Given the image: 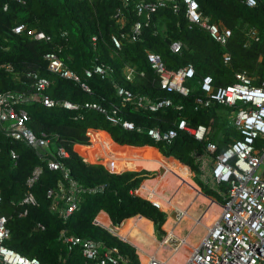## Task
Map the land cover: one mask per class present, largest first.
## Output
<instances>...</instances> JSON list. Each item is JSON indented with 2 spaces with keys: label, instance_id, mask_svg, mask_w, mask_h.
Returning a JSON list of instances; mask_svg holds the SVG:
<instances>
[{
  "label": "trees",
  "instance_id": "obj_1",
  "mask_svg": "<svg viewBox=\"0 0 264 264\" xmlns=\"http://www.w3.org/2000/svg\"><path fill=\"white\" fill-rule=\"evenodd\" d=\"M198 2L202 12L211 20L231 28L232 34L225 44L214 40L204 28L189 26L182 8L174 11L171 6H162L149 15H139L135 0L127 4L124 0H0V91L30 90L26 73L37 71L50 79L46 92L52 97L81 104L98 102L107 107L117 104L123 117L132 120L137 127H143L142 130L126 129L110 122L102 112L91 107H48L40 100L26 104L30 114L27 125L38 135L42 132L50 135L53 149L54 145L64 146L69 154L63 162L71 176L83 186L97 190L82 193L79 207L63 219L51 211L47 196V189L62 179L61 171L50 169L35 148L10 138L0 127V212L7 216L9 236L4 241L6 245L25 255L36 256L41 264H86L80 248L69 249L60 238L61 230L65 229L69 233L116 245L133 264H140L136 246L95 222L97 214L106 211L115 226H120L129 217L142 215L150 219L162 234L165 211L147 198L130 192L154 171L145 168L111 171L102 162L86 161L82 146L77 145L76 150L74 145L89 143L87 131L90 127L108 131L120 144L158 147L165 159H176L179 166L194 171L202 192L222 201V196L202 180L196 153H204L208 141L215 142L219 152L232 136L238 137L239 133L228 121L229 106L214 103L196 107L195 99L201 94L199 82L206 74L212 76L214 86L233 82V72L241 69L255 76L256 82L264 79V0H256L253 6L242 0ZM118 9L126 16L122 27L116 17ZM139 19L142 28L138 37L135 40L123 37L121 47L116 48L111 34L129 31ZM17 24H24V29L15 32L13 27ZM250 27L257 29L259 37L246 45V31ZM33 28L43 30L51 38H35L28 33ZM94 35L95 40L92 39ZM174 40L182 42L180 52L171 49ZM52 50L81 75L90 91L78 81L49 69L45 53ZM147 50L158 52L170 69L192 63L195 74L188 80L191 85L188 94L162 87L159 75L148 61ZM225 52L231 55L229 62L223 60ZM99 61L114 66L113 79L117 82L154 99L170 97L172 105L152 111L136 109L130 103L122 104L113 79L101 78L97 74L84 76V69ZM126 65L134 66L137 71L132 80L125 76ZM180 116L186 117L192 125L205 124L206 136L200 140L179 129L172 142L167 143L156 141L147 134L149 126L163 130L176 127ZM11 148L15 149L16 157L11 156ZM91 160L107 159L96 155ZM36 166H41V171L28 187L26 181ZM99 185L104 186L98 188ZM218 188L225 191L227 185L220 183ZM28 189L36 197V203L20 202ZM25 209L26 213H23ZM38 222L43 227L37 226Z\"/></svg>",
  "mask_w": 264,
  "mask_h": 264
},
{
  "label": "built area",
  "instance_id": "obj_2",
  "mask_svg": "<svg viewBox=\"0 0 264 264\" xmlns=\"http://www.w3.org/2000/svg\"><path fill=\"white\" fill-rule=\"evenodd\" d=\"M18 1L24 2L25 0ZM124 1L127 4L130 0ZM242 1L249 6L256 4V0ZM162 6H171L174 11L182 8L189 26L198 25L204 28L217 42L225 44L232 34L229 26L213 21L209 15H205L200 9L198 0H135L136 11L139 15L144 13L149 15L150 12ZM116 17L122 27L126 16L118 9ZM141 28L142 21L139 19L134 21L129 31L111 34L114 46L120 48L123 37L135 40L141 33ZM23 29L24 24H17L13 27L15 32ZM28 33L37 39L49 40L51 38L50 34L34 28L29 29ZM246 36V45L259 37L255 27L248 28ZM92 39L95 40L96 36H92ZM182 46L180 40H174L170 44L174 52H180ZM45 58L48 60V67L51 71L78 81L85 90L90 91L88 83L64 62L57 51L46 52ZM147 58L151 67L159 75L163 88L184 95L190 92L191 85L188 84V80L195 74L192 63L170 69L161 55L153 50H147ZM230 58L229 52L223 54L224 62H229ZM6 66L11 68L9 65ZM114 71L112 64L99 61L92 67L85 68L84 76L97 74L101 78L113 79ZM124 71L126 78L130 80L137 74L132 65H126ZM233 75L234 81L224 85L214 86L210 74L204 75L199 82L201 94L196 97L195 106L206 107L214 103L229 106L231 109L228 113V121L236 128L239 136H232L231 141L219 152L216 151L217 144L208 141L205 152L196 153L200 170L203 174L210 175V185L218 187L220 183H224L227 189L225 191L217 189L222 196L220 213L208 226L200 243L192 246L182 264H264V79L256 82L255 76L243 69L235 70ZM26 76L30 80V90L0 91V127L10 138L35 148L39 157L50 169L61 171L62 179L58 180L55 186L47 189V196L50 198L51 211L66 219L79 207L81 194L86 190L95 191L97 188L85 187L71 176L69 168L63 162V158L69 154L68 150L62 145H54L53 149V140L50 135L44 132L38 135L27 125L30 114L25 105L34 100H40L48 107L56 105L71 109L81 106L91 107L102 112L110 122L126 129L142 130L143 127H137L132 120L123 117L119 113L117 104L107 107L98 102L88 101L81 104L69 99L55 98L46 92L51 82L48 77L40 75L37 71H28ZM113 80L116 94L120 97L122 104L130 103L136 109L153 111L173 103L170 97L154 99L146 93L133 91L115 79ZM179 129L190 132L200 140L207 134L205 124H189L184 116L179 117L176 127L163 130L158 126H149L146 131L154 140L170 143ZM92 130L98 129L90 127L87 131L88 135ZM91 143L90 137L89 143H84V145ZM10 154L16 157L17 153L14 148H11ZM206 155L210 156L209 161L206 160ZM83 156L86 161L91 162L89 158ZM106 161L113 162V159L108 158ZM40 171L41 166H36L26 181L28 187L36 180ZM103 186L97 187L102 188ZM130 192L147 198L154 206L164 211L161 199L146 189L142 183L132 188ZM20 202L36 203L37 200L33 192L28 189ZM173 209V220L177 223L186 215V209L178 206H174ZM23 213H26V209ZM6 222L7 216L0 212V264H41L36 256L25 255L5 244L4 241L9 236ZM95 222L100 223L97 218ZM37 226L43 227V224L38 222ZM173 229V227L171 230L166 229L159 244L172 245L174 251H177L186 242V238L176 234ZM60 238L69 249L79 247L86 264H133L118 246L108 245L103 240L69 233L65 229L61 230ZM158 246L150 251L138 248L140 264H168L166 258L158 255Z\"/></svg>",
  "mask_w": 264,
  "mask_h": 264
},
{
  "label": "crops",
  "instance_id": "obj_3",
  "mask_svg": "<svg viewBox=\"0 0 264 264\" xmlns=\"http://www.w3.org/2000/svg\"><path fill=\"white\" fill-rule=\"evenodd\" d=\"M99 131L98 132H96V131H93V132H90V136L92 135V136H106V137H110L113 141H115L112 137H111V135H110V133L108 132V131H106V130H103V129H98ZM109 138V139H110ZM107 141H108V139H107ZM95 142H98V140L96 139L95 140ZM109 143H111V141L109 140L108 141ZM116 143H118L117 141H115ZM119 145H123L124 147H123V150L122 151H120V153H117V155L116 156H118V157H120V159L123 161V163H125V165L123 166L125 169H142V168H145V169H148V170H152L153 171V167H158L159 165H162L160 162H161V160H160V158H159V156L161 155L162 156V158H164V155L161 153V151L158 149V147H156V146H153V145H149V144H144V145H132V144H126V143H123V144H120V143H118ZM77 145H84V144H82V143H76L75 145H74V147L76 148V146ZM98 146H101L99 143L97 144ZM100 149H101V151L100 152H102V153H104L106 156H108V152H107V150H106V148H104V147H100ZM128 149V150H127ZM77 150V149H76ZM118 150V149H117ZM97 151V150H96ZM174 160V163H175V165H178V163H177V161H176V159H173ZM91 162H102L103 164H105V165H107V166H109V168H110V170L111 171H122V170H124V168L123 169H116L115 167H114V165H113V162H107L106 160H96V161H92L91 160ZM108 163V164H107ZM163 166V172L162 173H160V176H158L157 178H155L154 180H151V179H153V178H151V177H149V178H145L141 183L143 184V186L146 188V189H149L150 191H152L153 190V188L155 189V188H159V184L161 183L162 185V187H160L159 188V190H163V194H165V195H169V196H171L172 195V191H173V189H170V190H167V189H163V182H164V180H165V178H167V177H169V178H167V180H166V184H167V182L170 180V179H172V183H174V182H176V183H179V186H180V182L179 181H176V180H179L180 178H177L176 177V174H175V172L176 171H179L178 169H172V168H170V167H168V166H166V165H162ZM185 168V167H184ZM188 170V168H185V172ZM189 171V170H188ZM187 171V172H188ZM191 172V171H190ZM189 173V172H188ZM185 175H187V174H184V176ZM208 175L207 174H202L201 175V178H202V180L205 182V178L207 177ZM191 180H192V182L196 185V186H199L200 187V185L196 182V180H195V173H194V171H192V175H191ZM174 179V180H173ZM211 180H210V178L207 180V184H211V182H210ZM206 183V182H205ZM154 185V186H153ZM183 187H187L186 185H184V183H182L181 184ZM171 187V186H170ZM212 188H214L217 192H218V190L217 189H219L217 186H211ZM201 188V187H200ZM185 189H182V191L181 192H183L184 194H187L188 192L186 191ZM144 193V192H143ZM169 193H171V195L169 194ZM180 193V192H179ZM179 193L176 195V198H177V200L179 199V197H177L178 195H179ZM203 193V195H205V196H203V197H198L197 195V197L194 199V200H191L190 198H188V199H182V200H179L182 204H180L179 202H178V204H177V206L178 207H180V208H185L186 209V215L185 216H183V218L181 219V220H183L185 217H188V218H190V221L192 222V221H194V224H202V220L205 222V224H204V231L202 232V234H201V236H200V240L197 242V243H191V242H189V235H190V233L192 232V228L193 227H191L190 228V231L187 233V232H184V230H183V227H179V223L181 222V220L179 221V222H174V220H173V217H174V209L173 208H171V209H168V208H165V206L163 205V208H164V211H166L165 213H166V220H165V222L163 223V225H162V229H163V232H164V230L165 229H169V227L171 228V227H173L174 228V230H175V232H176V234H178L179 236H182V237H185L186 238V242L182 245V246H184V245H186V244H189L188 246H187V248L189 249V247H192L193 246V244H194V246L195 245H198L199 243H200V241H201V239H202V237H203V235L206 233V231H207V228H208V226L209 225H211V223L213 222V220L215 219V218H217V216L219 215V213H220V210H221V208H220V203H221V201L220 200H218L217 198H215V197H213L212 195H208V194H205L204 192H202ZM219 193V192H218ZM219 195H220V193H219ZM207 198H210L211 200H208ZM198 199V200H197ZM211 201V202H210ZM199 205L201 206L200 208H199ZM176 206V205H175ZM183 206V207H182ZM213 210V214L210 216V218H209V216H207V214H208V212L210 211V210ZM214 215H216V216H214ZM99 216H100V218H99ZM137 216V218L139 217H141L142 215H136ZM213 216V217H212ZM132 217H135V216H132ZM144 216H142L141 218H143ZM96 218L97 219H99V222L102 224V225H104V226H108L109 227V224H111L112 222H111V219H110V217H109V214L106 212V211H104V210H101L98 214H97V216H96ZM129 218H131V217H129ZM101 219V220H100ZM107 219V221H104V220H106ZM144 219H146V218H144ZM148 219V218H147ZM197 219H199L200 221H196ZM150 220V219H149ZM151 221V220H150ZM107 222V223H106ZM124 222V221H123ZM122 222V223H123ZM122 223H121V225H122ZM172 223V225H170ZM193 223V222H192ZM191 224V223H190ZM120 225V226H121ZM151 227H152V237H156V233L158 232V230H156V228H155V225H154V223L151 221ZM187 227H190V225H188ZM163 232H162V234H163ZM159 233V232H158ZM122 236V235H121ZM124 237V236H123ZM140 238L141 239V236H140V234H137V237L136 238ZM125 238V237H124ZM125 239H127V238H125ZM127 240H129V239H127ZM142 240V239H141ZM132 244H134L136 247L137 246H142V248H144L145 250H147V251H149L146 247H144V245L141 243V242H138L137 244L134 242V241H132V240H129ZM143 243L145 242V241H142ZM160 242H161V240H160ZM159 242V243H160ZM154 245H152V247H153ZM167 246H169V244H165V246H164V248L166 249V247ZM181 246V247H182ZM157 247V246H156ZM153 248H155V247H153ZM153 248H151V249H153ZM159 253L160 252H158V255H159ZM160 256V255H159ZM142 257H144V255H142ZM160 257H163V256H160ZM173 259L176 261V256L175 257H173ZM172 259V260H173ZM184 261V260H183ZM183 263V262H182ZM182 263H177V264H182ZM168 264H169V262H168Z\"/></svg>",
  "mask_w": 264,
  "mask_h": 264
},
{
  "label": "bare ground",
  "instance_id": "obj_4",
  "mask_svg": "<svg viewBox=\"0 0 264 264\" xmlns=\"http://www.w3.org/2000/svg\"><path fill=\"white\" fill-rule=\"evenodd\" d=\"M96 131L98 132L99 130H92L91 132ZM92 143L89 145H81L82 146V150L84 155L89 158V160H91L94 156L96 155H101L103 157H105L106 159L108 158H112L113 159V165L116 169H123L125 163H123V161L120 159V157L116 156L117 153H120V151L123 150V145H119L118 143H116L115 141H113L110 137V139L106 136H90ZM98 140V142H95V140ZM110 140L111 143H109L108 141ZM100 144L102 147L106 148L107 152H108V156H106L104 153L100 152L101 146H98L97 144ZM118 149V150H117ZM97 150V151H96ZM160 160H161V164L162 165H166L168 166V164L164 163V161L162 160V156H159ZM172 169H175V167L172 166H168ZM125 169V168H124ZM133 169V168H132ZM179 171H176V177L180 178L178 181L180 182V186H177L176 188H174V191H172V195H165L163 194V192L159 191L157 188H153V190L151 191L154 195H156L159 199H161V202L164 206H172L174 207L175 205L177 206L178 204V200L176 198V195L182 190L185 189L181 184L183 181H186L187 179L185 178L183 172V170L178 169ZM188 171V170H187ZM187 173V172H185ZM183 174V175H182ZM192 185V184H191ZM190 188L192 190L195 191V193L197 194L198 197H203L205 195L202 194V191L200 192L199 189L197 187H195L194 185L190 186ZM187 191V189H185ZM185 191V192H186ZM188 192V191H187ZM168 197H170V199H168ZM196 197V196H195ZM194 197V198H195ZM208 200H211L210 198H207ZM211 202V201H210ZM213 214V210L211 209L207 216H210ZM216 216V215H214ZM142 217V216H141ZM137 218V217H131V218H127L124 220V222L122 223V225L118 228V233L122 236H124L127 239H131L132 241H134L136 244L139 242L138 238L135 237V234H139L142 231V235L145 236H151L152 237V227H151V222L148 219H144L143 218ZM213 217V216H212ZM101 220V219H100ZM104 221H107L104 220ZM107 223V222H106ZM142 248V246H140ZM164 247L159 244L158 246V252H161L162 249ZM150 251V250H149ZM177 253V251H174ZM173 252L172 255V259L173 257L177 256L176 253Z\"/></svg>",
  "mask_w": 264,
  "mask_h": 264
},
{
  "label": "rangeland",
  "instance_id": "obj_5",
  "mask_svg": "<svg viewBox=\"0 0 264 264\" xmlns=\"http://www.w3.org/2000/svg\"><path fill=\"white\" fill-rule=\"evenodd\" d=\"M227 116V114H224L223 116ZM89 138H90V135H89ZM76 149V148H75ZM128 150V149H127ZM205 158H206V160L207 161H209L210 160V156H208V155H206L205 156ZM162 160L164 161V163H166V164H168V166H172V167H175V169H181V170H183V171H185V168H184V166H179V165H175V163H174V160L173 159H165V157L164 158H162ZM154 169H153V171H154V173H153V175L151 176V178H153V179H151V180H154L155 178H157L158 176H160V173H162L163 172V166L162 165H159L158 167H153ZM161 168H162V170H161ZM206 170H208V169H206ZM187 172V171H186ZM189 172V171H188ZM185 173V172H183V174H187V175H185V178L187 179L186 181H183L182 183H184V185H186L187 187L185 188V189H187V191H188V193L187 194H184L183 192H181L180 191V193H179V195L177 196V197H179V199H178V202L180 203V204H182L179 200H182V199H188V198H192L191 200H194L197 196V194L195 193V191L194 190H192L191 188H190V186H192V185H194L195 187H197L198 189H199V191L201 192L202 190H201V188L199 187V186H196L193 182H192V178H191V175H192V172H189V173ZM182 174V175H183ZM167 178H169V177H167ZM167 178H165V180H164V186H163V189H167V190H170V189H173V188H176L177 186H179V183H176V182H174V183H172V179H170L168 182H167V184L165 183L166 182V180H167ZM210 178V175H208L206 178H205V182L207 183V180ZM174 180V179H173ZM195 180H196V178H195ZM176 181H178V180H176ZM192 184V185H191ZM162 184L160 183L159 184V188L160 187H162L161 186ZM154 186V185H153ZM171 186V187H170ZM159 188H157L158 190H159ZM159 191H161V192H163V190H159ZM173 191H174V189H173ZM170 195H171V193H169ZM203 194V193H202ZM196 196V197H195ZM195 197V198H194ZM168 199H170V197H168ZM198 200V199H197ZM183 207V206H182ZM201 206L199 205V208H200ZM165 208H168V209H171V208H174V207H172V206H165ZM99 218H100V216H99ZM145 218V217H144ZM147 219V218H146ZM200 221V220H199ZM193 222V223H192ZM190 221V218H188V217H185L183 220H181V222L179 223V227H183V230H184V232H189L190 231V228L191 227H193L192 228V232L190 233V237H189V242H191V243H197L199 240H200V236H201V234H202V232L204 231V224H205V222L202 220V224H194V221ZM191 223V224H190ZM170 225H172V223L170 224ZM188 225H190V227H187ZM120 227V226H119ZM169 230H171V228L169 227ZM174 230V229H173ZM142 233V231L139 233L140 234V236H141V239L138 237V241L139 242H141L143 245H144V247H146L148 250H154V249H151V248H153V247H156V246H158V244H159V242H160V240H162V238H163V234H159L158 232L155 234L156 235V237L154 238V237H151V236H145V235H142L141 234ZM176 233V232H175ZM135 237H137V234H135ZM131 240V239H130ZM142 241H145L144 243L142 242ZM152 245H154L153 247H152ZM189 244H186V245H184V246H182L181 248H179L178 250H177V253L176 252H174V249H173V246L172 245H169V246H167L166 247V249L165 248H163L162 249V251L159 253V255L160 256H163V258H166L167 260H168V262H169V264H177V263H182L183 262V260L185 259V257L188 255V253L191 251V249H192V247H189V249L187 248V246H188ZM194 245V244H193ZM165 246V244L163 245V247ZM172 252H174V253H176V261L173 259L172 260V255H173V253Z\"/></svg>",
  "mask_w": 264,
  "mask_h": 264
},
{
  "label": "clouds",
  "instance_id": "obj_6",
  "mask_svg": "<svg viewBox=\"0 0 264 264\" xmlns=\"http://www.w3.org/2000/svg\"><path fill=\"white\" fill-rule=\"evenodd\" d=\"M97 129V128H96ZM202 171V170H201ZM202 174H203V172H202ZM201 174V175H202ZM211 186V185H210ZM124 221V220H123ZM114 225V224H113ZM115 226V225H114ZM107 227V226H106ZM116 228H117V231H118V228H119V226H115ZM109 228V227H108ZM166 233V229L164 230V232H163V236H164V234ZM116 234H118L120 237H122L124 240H126V241H129V240H127V239H125L123 236H121L118 232L116 233ZM130 242V241H129ZM131 243V242H130ZM137 248V250H138V248H141L140 246H137L136 247ZM144 249V248H143Z\"/></svg>",
  "mask_w": 264,
  "mask_h": 264
},
{
  "label": "water",
  "instance_id": "obj_7",
  "mask_svg": "<svg viewBox=\"0 0 264 264\" xmlns=\"http://www.w3.org/2000/svg\"><path fill=\"white\" fill-rule=\"evenodd\" d=\"M161 170H162V168H161ZM109 228L114 230L115 232H117V228L112 223L109 224Z\"/></svg>",
  "mask_w": 264,
  "mask_h": 264
}]
</instances>
